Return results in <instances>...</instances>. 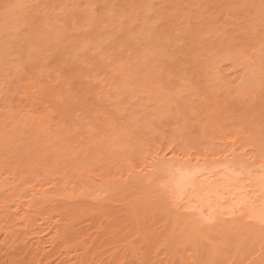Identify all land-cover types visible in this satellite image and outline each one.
I'll use <instances>...</instances> for the list:
<instances>
[{
	"label": "rangeland",
	"instance_id": "rangeland-1",
	"mask_svg": "<svg viewBox=\"0 0 264 264\" xmlns=\"http://www.w3.org/2000/svg\"><path fill=\"white\" fill-rule=\"evenodd\" d=\"M140 1L0 0L2 178L24 173L60 193L68 184L77 192L95 190L97 182L83 177L82 169L140 170L135 156L160 152L170 139L178 151L229 153L242 142L264 155V88L237 92L232 84L242 65L217 53L222 33L231 40L253 26L252 0H149L146 12H133ZM202 53L220 60L215 69L202 67ZM254 61L261 66V58ZM219 69L230 86L214 80ZM206 73L213 83L203 79ZM40 88L44 92L37 94ZM204 135L216 143L199 145ZM128 158H135L130 165L123 161ZM94 194L57 200L37 220H20L27 206L2 208L5 200L17 199L14 192L2 193L0 264H121L122 254L110 256L125 233L131 240L141 232L137 220L126 217L141 196L131 190ZM23 195L26 200L30 193ZM143 200L141 224L156 230L162 225L153 215L157 203ZM34 233L46 251L39 260L31 250L34 240L25 239ZM124 250L132 260V251Z\"/></svg>",
	"mask_w": 264,
	"mask_h": 264
},
{
	"label": "bare ground",
	"instance_id": "bare-ground-1",
	"mask_svg": "<svg viewBox=\"0 0 264 264\" xmlns=\"http://www.w3.org/2000/svg\"><path fill=\"white\" fill-rule=\"evenodd\" d=\"M148 1L141 0L133 12H146ZM245 3L244 8L248 6L247 2ZM261 4L262 0H252L250 5L253 11L255 9L256 14V18H252L251 21L253 25H259ZM109 13L107 12L108 17ZM253 31L254 29L248 33L250 46L246 44L242 47L237 44L234 37L230 40L223 33L221 36H225L224 40L218 46L217 53L223 51L227 56L226 60H231L236 66L242 65L241 74L232 84L237 92L248 91L254 86L261 87L260 65H257L254 59L262 58L263 54L258 53L260 49L257 46L261 47L258 31ZM213 36L215 38V35ZM255 48L258 50L254 51ZM247 52L250 54L248 55ZM204 53L200 54L204 58L201 65L207 67V70L215 69L220 60H217L215 54ZM240 58L244 60L243 63H238ZM216 75L214 80L221 83L220 86L231 85L221 69ZM203 77L206 82H214L208 73ZM32 87L37 88L38 85L31 84L30 88ZM146 90L148 92L149 89L145 88L144 91ZM40 92L43 93L44 89L37 90V94ZM56 112L58 113V110L54 111ZM44 120L45 116L40 118L41 123ZM6 124L7 122L4 125ZM204 143L214 145L216 142L212 137L208 138L204 135L198 144ZM241 143L239 142V145L229 153L209 152L206 147L202 152H197L193 148L178 151L177 144L170 139L167 148H158L160 152L146 150L144 152L147 154L144 157H136L134 151H131V155L141 162L140 170L131 167V173L124 174L116 166L105 168L102 165L97 170L82 169L81 175L93 178L97 182V187L92 190L93 186H90L81 192H77L76 187L71 184L63 186L61 193L58 189L53 191L55 185L48 187V181L36 175L27 176L21 173L6 178L0 175V195L9 191L17 195V199L11 201L13 195L10 194L9 202L5 200L1 207L10 208L17 204L20 208L25 204L26 216L20 220H37L43 212L45 213L46 207L57 200H70L79 196L91 197L96 192L111 196L125 195L131 190L141 197L138 199V205H130L126 217L128 220H137L136 226L142 233L138 232V237L131 240H128L126 233L119 238V242L122 241L124 244L120 245L119 251L113 252L110 257L122 254V261L119 259L121 264L133 260L137 261V264H264V222H262L264 221V170L261 169L264 155H261L259 148H248ZM144 152L142 150V153ZM142 153L138 156L145 154ZM134 159L128 158L123 161L130 165ZM11 178L13 181L9 182ZM24 193H30V198L25 200ZM147 197L153 202L152 205L157 203L153 215L158 213L162 221V225L152 231L147 225L141 224V222L146 223L144 218L146 213H142L144 208L141 205L143 201L145 203L146 200L143 199ZM167 228L170 230L168 231ZM166 230L167 234L163 237ZM125 238L128 241H125ZM25 239L27 242L34 240V247L31 250L34 249L36 260L46 256L39 233H34L32 238ZM54 243L55 238H52L49 246L52 248ZM124 248L132 251V260H127Z\"/></svg>",
	"mask_w": 264,
	"mask_h": 264
},
{
	"label": "snow or ice",
	"instance_id": "snow-or-ice-1",
	"mask_svg": "<svg viewBox=\"0 0 264 264\" xmlns=\"http://www.w3.org/2000/svg\"><path fill=\"white\" fill-rule=\"evenodd\" d=\"M254 28H258V37L261 44V53L264 54V0H262L261 4V15L259 25H253L248 29H245L243 32L238 33L234 39L236 40L237 44L240 46H244L249 44V37L248 33L251 32ZM250 46V44H249ZM260 78H261V86L264 88V55L261 58V66H260ZM261 169L264 170V164H261ZM179 187V185H178ZM264 222V221H262Z\"/></svg>",
	"mask_w": 264,
	"mask_h": 264
}]
</instances>
